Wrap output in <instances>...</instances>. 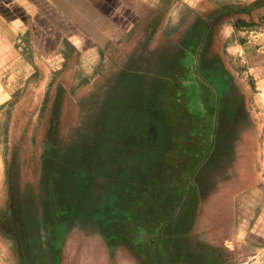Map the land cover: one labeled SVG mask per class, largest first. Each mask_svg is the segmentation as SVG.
<instances>
[{"label": "rangeland", "instance_id": "obj_1", "mask_svg": "<svg viewBox=\"0 0 264 264\" xmlns=\"http://www.w3.org/2000/svg\"><path fill=\"white\" fill-rule=\"evenodd\" d=\"M214 18L167 97L27 38L0 81V264H264V0Z\"/></svg>", "mask_w": 264, "mask_h": 264}, {"label": "crops", "instance_id": "obj_2", "mask_svg": "<svg viewBox=\"0 0 264 264\" xmlns=\"http://www.w3.org/2000/svg\"><path fill=\"white\" fill-rule=\"evenodd\" d=\"M217 1L0 0V81L9 67L24 64L29 36L61 34L64 45L86 61L111 58L117 67L113 81L162 84L159 91L167 97L163 82L183 81L162 68L188 67L191 79V68L197 67L204 50L200 44L207 43L211 33ZM204 6L215 7L208 12ZM161 40L172 44L175 62L161 55L166 48L152 45ZM6 84L0 97L6 94Z\"/></svg>", "mask_w": 264, "mask_h": 264}, {"label": "trees", "instance_id": "obj_3", "mask_svg": "<svg viewBox=\"0 0 264 264\" xmlns=\"http://www.w3.org/2000/svg\"><path fill=\"white\" fill-rule=\"evenodd\" d=\"M242 25V24H241ZM241 25H239V24H234V26L236 27V28H239Z\"/></svg>", "mask_w": 264, "mask_h": 264}]
</instances>
